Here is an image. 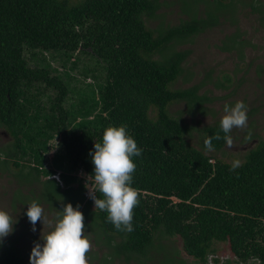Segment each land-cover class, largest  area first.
Segmentation results:
<instances>
[{
  "label": "trees",
  "instance_id": "trees-1",
  "mask_svg": "<svg viewBox=\"0 0 264 264\" xmlns=\"http://www.w3.org/2000/svg\"><path fill=\"white\" fill-rule=\"evenodd\" d=\"M158 8L157 0H0V127L12 138L0 150L3 162L10 160L15 167L23 166L20 160L29 162L28 172L19 173L27 182L40 175L49 176L46 180L58 188L63 182L70 198L76 195L75 207L79 204L84 221L100 224L116 255L140 261L150 255L159 233L166 241L178 236L180 250L200 262L218 252L212 249L214 242H226L238 261L264 264V139L233 171L231 164L191 146L187 128L167 111L173 102L194 108L207 101L199 84L170 89L189 53L173 47L217 25L224 12L220 5L215 14L205 9L204 16L191 9L189 19L154 34L144 17H153ZM26 48L42 61L48 52H60L67 60L75 52H88L103 63L104 82L81 101L84 107L68 110L63 106L70 91L67 81L47 63L31 66ZM151 106L156 107L154 119L148 114ZM110 124L126 125L142 149L132 158V187L139 192V204L130 232L117 230L106 211L90 210L94 201L85 197L86 187L76 173L81 169L93 179L90 153ZM216 133L223 137L220 124L202 128L203 148L204 139ZM56 135L69 170L75 171L61 172V185L50 177L54 171L44 167L48 142ZM224 143L213 139L214 150ZM96 195L103 198L98 191ZM0 264L27 263L7 246L0 250Z\"/></svg>",
  "mask_w": 264,
  "mask_h": 264
},
{
  "label": "rangeland",
  "instance_id": "rangeland-1",
  "mask_svg": "<svg viewBox=\"0 0 264 264\" xmlns=\"http://www.w3.org/2000/svg\"><path fill=\"white\" fill-rule=\"evenodd\" d=\"M70 4H77L82 0H68ZM159 8L153 17H144L146 26L157 33L159 28L180 24L191 17L190 11L198 12V16L205 15V9L213 10L220 5V16L217 25L194 35L187 42L176 44L173 50H188V56L182 63V72L170 84V89L188 88L199 84V94L207 98L202 106L189 108L185 102H173L168 105V113L178 119L187 128L185 138L187 142L209 155L211 159H221L232 165L239 159L244 161L245 155L260 140L264 139V0H157ZM234 12H230V11ZM233 38V39H232ZM25 57L31 66L48 64L51 71L57 72L67 81L70 91L63 106L68 110H78L84 107L81 101L90 95L91 90L97 91V84L104 81L103 63L88 52H75L67 60L60 52H48L42 56H31L26 48ZM153 58L158 59L159 54ZM51 97L53 91H48ZM236 101H243L248 108V127L234 128L231 132L234 144L229 148L226 143L214 151H206L202 146V128L208 125L220 124L224 115L225 104L234 105ZM48 99L44 96V105L48 107ZM149 117L154 119L156 107L151 106ZM93 115L88 116L92 118ZM251 140H245L248 131ZM12 141L10 135L0 127V150ZM49 151L46 155L45 168L54 173L68 172V157L60 143V137L54 136L48 142ZM0 151V209L8 212L15 223L13 231L0 239V250L14 247L30 264V254L36 242L43 244L41 232L42 222H37L36 231H32V224L26 215L28 205L36 200L44 209L45 216L52 221L62 210L63 204L71 203L75 207L76 195L70 198L69 192L64 190L62 182L57 187L49 176L40 175L37 180L28 182L20 175L26 174L29 162L20 160L23 165L15 167ZM20 173V175H19ZM77 173V172H76ZM33 174V173H32ZM51 176V175H50ZM26 178V175H25ZM62 181V180H61ZM73 184V187H76ZM94 209L91 205L90 210ZM85 235L90 237L91 251L87 254L89 264H188L181 250V239L173 236L167 240L165 235L156 234L154 246L150 255L133 259L113 253L111 246L105 242L106 234L100 224L91 223L85 219ZM48 226L43 229L47 232ZM163 237V238H162ZM169 238V237H168ZM119 238L112 240L114 246ZM217 253L230 255L226 242H218ZM213 246V245H212ZM190 257V256H188ZM187 260H193L188 258ZM258 264V263H254Z\"/></svg>",
  "mask_w": 264,
  "mask_h": 264
},
{
  "label": "clouds",
  "instance_id": "clouds-1",
  "mask_svg": "<svg viewBox=\"0 0 264 264\" xmlns=\"http://www.w3.org/2000/svg\"><path fill=\"white\" fill-rule=\"evenodd\" d=\"M224 115L220 120V133L206 137L203 141L206 151H214L213 139H223L231 148L234 144L231 132L234 128L248 127V108L243 101L234 105L225 104ZM249 130L245 140H251ZM142 149L128 133L126 125H109L104 129L102 142L94 143V151L90 153L94 165L92 174L94 187L89 189V196L94 201L95 209L107 212L108 220L120 231H132L133 210L139 204V192L132 187L133 173L136 164L133 157H138ZM241 166V161L232 162L231 169ZM102 194L98 198L96 192ZM28 205L26 215L36 231L37 222H42L41 239L43 244L36 242L31 250L30 264H89L88 253L92 249L90 237L85 235L84 215L79 204L73 207L71 203L63 204L57 213L55 221L49 220L43 207L32 200ZM15 219L0 209V239L13 231Z\"/></svg>",
  "mask_w": 264,
  "mask_h": 264
},
{
  "label": "built area",
  "instance_id": "built-area-1",
  "mask_svg": "<svg viewBox=\"0 0 264 264\" xmlns=\"http://www.w3.org/2000/svg\"><path fill=\"white\" fill-rule=\"evenodd\" d=\"M59 174L60 173H54L50 177L61 184V179H60ZM77 176L79 178H81L82 184L86 187L87 191L85 192V197L88 198L89 197V189H92L93 179L86 176L85 173L81 169H79L77 171ZM227 260L232 261L233 264H244V263L238 261L237 258L232 254L227 255V254H222V253H217V252H210L206 257V263L207 264H225Z\"/></svg>",
  "mask_w": 264,
  "mask_h": 264
},
{
  "label": "crops",
  "instance_id": "crops-1",
  "mask_svg": "<svg viewBox=\"0 0 264 264\" xmlns=\"http://www.w3.org/2000/svg\"><path fill=\"white\" fill-rule=\"evenodd\" d=\"M223 243V242H222ZM219 243L218 242H214L212 245V249L214 250V251H217V248H216V246L218 245ZM185 257V261H187V263L188 264H206V263H204V262H200V261H198L197 259H194L193 257H188V256H184ZM188 258H191V259H193V260H187ZM226 264H233V262H231V261H229V262H227Z\"/></svg>",
  "mask_w": 264,
  "mask_h": 264
}]
</instances>
